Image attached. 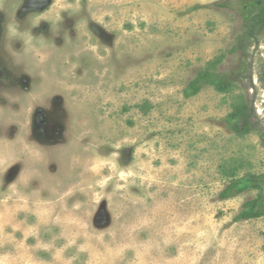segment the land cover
Returning <instances> with one entry per match:
<instances>
[{
	"label": "rangeland",
	"instance_id": "obj_1",
	"mask_svg": "<svg viewBox=\"0 0 264 264\" xmlns=\"http://www.w3.org/2000/svg\"><path fill=\"white\" fill-rule=\"evenodd\" d=\"M257 199L264 0H0V264H264Z\"/></svg>",
	"mask_w": 264,
	"mask_h": 264
},
{
	"label": "trees",
	"instance_id": "obj_2",
	"mask_svg": "<svg viewBox=\"0 0 264 264\" xmlns=\"http://www.w3.org/2000/svg\"><path fill=\"white\" fill-rule=\"evenodd\" d=\"M232 85L231 80L228 76L218 74V73H211V72H205V73H199L196 77V79L188 85L184 97L185 98H191L195 95H197L204 86H213L217 91L223 92L227 89H229ZM243 118V122L232 124V131L238 135L242 136L245 134L250 133L252 130L257 128L258 124L253 123L252 120L248 119L246 117V113L244 112L243 108H237L235 109L229 116H228V122L229 124L232 123L234 119L237 118ZM258 183L253 178H241L238 180H235L231 183H229L223 191L219 194V197L221 200H227L232 197H235L237 195H240L244 193L247 190L250 189H257ZM259 203L257 200H252L249 202H246L242 206V210L239 212V214L234 218L235 222L238 221H248L253 219L261 218L264 213L260 210H256L255 207Z\"/></svg>",
	"mask_w": 264,
	"mask_h": 264
}]
</instances>
